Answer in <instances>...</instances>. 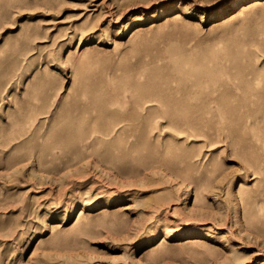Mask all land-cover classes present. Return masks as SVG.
Returning <instances> with one entry per match:
<instances>
[{
    "label": "rangeland",
    "instance_id": "1",
    "mask_svg": "<svg viewBox=\"0 0 264 264\" xmlns=\"http://www.w3.org/2000/svg\"><path fill=\"white\" fill-rule=\"evenodd\" d=\"M0 264H264V0H0Z\"/></svg>",
    "mask_w": 264,
    "mask_h": 264
}]
</instances>
